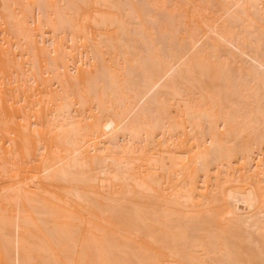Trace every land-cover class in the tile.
<instances>
[{"label":"bare ground","instance_id":"obj_1","mask_svg":"<svg viewBox=\"0 0 264 264\" xmlns=\"http://www.w3.org/2000/svg\"><path fill=\"white\" fill-rule=\"evenodd\" d=\"M0 264H264V0H0Z\"/></svg>","mask_w":264,"mask_h":264}]
</instances>
